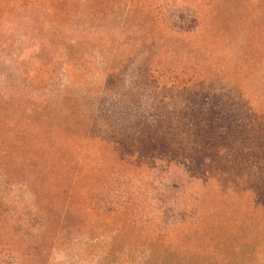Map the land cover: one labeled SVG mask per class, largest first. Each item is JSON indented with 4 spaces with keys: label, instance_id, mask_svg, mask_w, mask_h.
<instances>
[{
    "label": "rangeland",
    "instance_id": "1",
    "mask_svg": "<svg viewBox=\"0 0 264 264\" xmlns=\"http://www.w3.org/2000/svg\"><path fill=\"white\" fill-rule=\"evenodd\" d=\"M96 3L86 36L82 0H0V264H142L182 219L168 254L264 261V0ZM61 130L100 220L64 223L74 176L58 196L42 167L75 159ZM176 183L188 211L163 202Z\"/></svg>",
    "mask_w": 264,
    "mask_h": 264
},
{
    "label": "trees",
    "instance_id": "2",
    "mask_svg": "<svg viewBox=\"0 0 264 264\" xmlns=\"http://www.w3.org/2000/svg\"><path fill=\"white\" fill-rule=\"evenodd\" d=\"M97 0H82L83 2V8H84V35L88 36L91 35V28H92V23L93 21L98 17L99 9L98 5L96 3ZM87 58V57H86ZM91 58L86 60V63H91ZM57 139L61 141L62 143H66V147L68 146L69 151L73 156H75V159H71L68 163H62L60 160H52L53 157H55L56 154H58V151L55 152L54 147H50L49 149V154H48V160L47 162L50 163L52 162L51 168L50 166H46L45 162L42 164V167L46 169V171H50V179L53 180V182L57 183L55 193L58 196H62L63 193L66 192L65 190V176L73 175L74 179L71 180L73 182V185L68 186L66 194L69 195V199L65 205V213L63 215L64 217V223L72 224L70 223L72 219V214H78L80 211H86L87 216L90 218V221H94V217L98 218L99 220L103 218L102 214L106 213H98L96 211V207L94 206V201L95 198H93L91 195L92 193H89L87 195V192H84L82 195V190L79 187L78 179H81L82 175V169L80 173L71 165V162H77L79 163V156L80 155V149H81V144L79 142V137H78V132L77 131H69V130H61L59 133L56 135ZM137 142V141H136ZM36 146H41L42 141H37L35 143ZM51 155L53 156L52 158ZM52 160V161H51ZM81 166V164H80ZM161 167L163 169H170L172 170L174 167L173 163L165 162L162 163ZM33 175V174H31ZM78 176V179L77 177ZM43 178L40 177L39 175H33V178L31 180H27L28 182H31L33 184H38L41 185L44 183L45 180H42ZM41 181V182H40ZM177 184V183H176ZM174 184L172 186L173 189H176L177 191L171 195L170 190L166 192V196L163 198V202L166 204L165 206L167 207V204L169 202L173 201L175 204L176 209H185V211H188L190 206L192 205V202L194 201V197L190 196L186 189L183 188L181 184ZM65 191V192H64ZM82 195V197H80ZM81 198V199H80ZM196 200V199H195ZM50 206V205H49ZM74 207V208H73ZM73 208V210H71ZM112 211V210H111ZM109 214L115 213L114 211L108 212ZM107 213V214H108ZM79 216L77 217V219ZM87 218V217H86ZM88 218V219H89ZM85 222H88L87 219ZM86 225H89L90 230H103L104 234L109 232L108 226L105 225L104 227L101 225H97V223L94 224H89L87 223ZM73 226V225H72ZM188 226L194 227L198 229V227H201V225L196 222H190ZM186 226V221L184 219L177 220L175 223L172 221L170 225L167 226V229L162 230H156L152 231L154 234H156V240L152 241L154 245H156V248L152 249L151 251H154L153 254L147 256L146 259L142 261V264H189L188 262L189 259H178L174 253L168 254L170 250L174 251L179 248V244L181 245V240L182 236L185 232ZM115 240V236H114ZM112 245H115L112 242ZM112 250H109L107 253H104L101 255L99 259L98 264H104L105 261H107L109 258H111L115 253L111 254ZM123 256V253H120ZM112 263H117V261H113V259L110 260ZM234 262L238 261H230V259L227 258H220L217 260H210L208 264H233ZM240 262V261H239ZM244 261L243 263H245ZM264 264V261H259L258 263L255 264ZM201 264V263H200ZM251 264V262H249Z\"/></svg>",
    "mask_w": 264,
    "mask_h": 264
}]
</instances>
